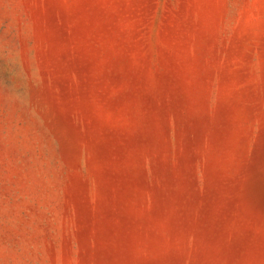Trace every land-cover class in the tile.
<instances>
[{
    "label": "rangeland",
    "instance_id": "1",
    "mask_svg": "<svg viewBox=\"0 0 264 264\" xmlns=\"http://www.w3.org/2000/svg\"><path fill=\"white\" fill-rule=\"evenodd\" d=\"M0 264H264V0H0Z\"/></svg>",
    "mask_w": 264,
    "mask_h": 264
}]
</instances>
